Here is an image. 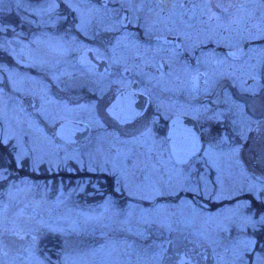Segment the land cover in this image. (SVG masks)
Returning a JSON list of instances; mask_svg holds the SVG:
<instances>
[{"label":"snow or ice","instance_id":"obj_1","mask_svg":"<svg viewBox=\"0 0 264 264\" xmlns=\"http://www.w3.org/2000/svg\"><path fill=\"white\" fill-rule=\"evenodd\" d=\"M0 264H264V0H0Z\"/></svg>","mask_w":264,"mask_h":264},{"label":"rangeland","instance_id":"obj_2","mask_svg":"<svg viewBox=\"0 0 264 264\" xmlns=\"http://www.w3.org/2000/svg\"><path fill=\"white\" fill-rule=\"evenodd\" d=\"M33 2H38V0L37 1H33ZM14 17H15V15H14ZM25 28H26V26H25ZM17 30L19 31L20 29H17ZM52 172H57V171L53 170ZM52 172H48L47 171V167L45 166L44 170H42V171H40L38 173H33L32 177H30V178H34L39 183H45V182L50 181L52 187H54V188H58L60 186L61 182H63V184L66 186L65 187V191L66 192H67V189L69 187H73L74 186L75 179H74V181L71 182L68 178H64V179H62L61 177H57L56 179H54V178L45 179L44 178L45 174H49V173H52ZM89 191H91V189H89ZM91 197L92 196L86 195L85 193H76V194L73 195L72 199H73V201L79 202V203H85V202L86 203H92V202L89 201V199H91Z\"/></svg>","mask_w":264,"mask_h":264},{"label":"trees","instance_id":"obj_3","mask_svg":"<svg viewBox=\"0 0 264 264\" xmlns=\"http://www.w3.org/2000/svg\"><path fill=\"white\" fill-rule=\"evenodd\" d=\"M33 1H37V0H33ZM12 18L13 19L15 18L14 17V14H13ZM57 177H61L62 179L68 178V174H67L66 171H63V172H59V173L58 172H52V173H49V174H45L44 175V178L45 179H48V178H54V179H56ZM70 181L72 182V181H74V179L73 180H70Z\"/></svg>","mask_w":264,"mask_h":264},{"label":"flooded vegetation","instance_id":"obj_4","mask_svg":"<svg viewBox=\"0 0 264 264\" xmlns=\"http://www.w3.org/2000/svg\"><path fill=\"white\" fill-rule=\"evenodd\" d=\"M90 202H93V198L91 197V199H89Z\"/></svg>","mask_w":264,"mask_h":264}]
</instances>
